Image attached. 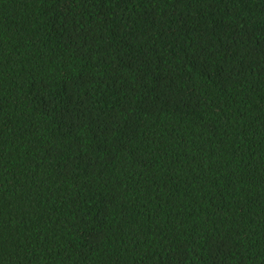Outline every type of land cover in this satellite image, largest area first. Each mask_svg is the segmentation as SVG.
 Here are the masks:
<instances>
[{"label": "trees", "instance_id": "obj_1", "mask_svg": "<svg viewBox=\"0 0 264 264\" xmlns=\"http://www.w3.org/2000/svg\"><path fill=\"white\" fill-rule=\"evenodd\" d=\"M0 264H264V0H0Z\"/></svg>", "mask_w": 264, "mask_h": 264}]
</instances>
